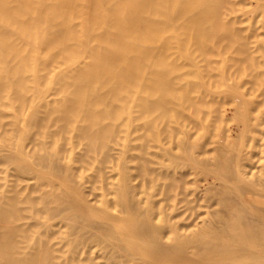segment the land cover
Listing matches in <instances>:
<instances>
[{
  "label": "bare ground",
  "instance_id": "obj_1",
  "mask_svg": "<svg viewBox=\"0 0 264 264\" xmlns=\"http://www.w3.org/2000/svg\"><path fill=\"white\" fill-rule=\"evenodd\" d=\"M0 264H264V0H0Z\"/></svg>",
  "mask_w": 264,
  "mask_h": 264
}]
</instances>
